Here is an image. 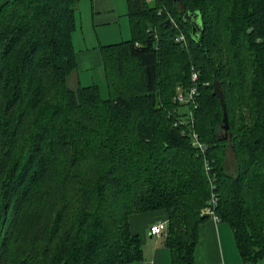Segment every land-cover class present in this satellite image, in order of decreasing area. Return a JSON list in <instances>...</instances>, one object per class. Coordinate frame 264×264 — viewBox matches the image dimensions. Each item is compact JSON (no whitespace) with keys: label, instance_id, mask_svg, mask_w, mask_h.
Instances as JSON below:
<instances>
[{"label":"trees","instance_id":"obj_1","mask_svg":"<svg viewBox=\"0 0 264 264\" xmlns=\"http://www.w3.org/2000/svg\"><path fill=\"white\" fill-rule=\"evenodd\" d=\"M79 1L0 0V264L139 260L128 217L152 210L167 213L171 264H193L211 187L191 127L208 146L219 220L244 263L264 264V0H127L130 38L100 47L106 97L66 83ZM186 11L199 12L196 34ZM192 69L189 124L173 97Z\"/></svg>","mask_w":264,"mask_h":264},{"label":"crops","instance_id":"obj_2","mask_svg":"<svg viewBox=\"0 0 264 264\" xmlns=\"http://www.w3.org/2000/svg\"><path fill=\"white\" fill-rule=\"evenodd\" d=\"M87 1L89 3V6L85 5L87 19L82 21V14L79 13L76 27L72 32L76 68L71 71L70 78L77 81L78 86L99 85L102 79H105L100 47L127 40L130 37L128 35H131L127 0L126 8L116 0ZM167 219L165 210L130 214L129 230L139 237L142 256L139 260L122 264H171L170 250L165 245L164 234L156 236L149 232L150 225ZM233 239L231 227L227 222L208 217L199 226L193 264L235 262L229 260L236 253Z\"/></svg>","mask_w":264,"mask_h":264},{"label":"built area","instance_id":"obj_3","mask_svg":"<svg viewBox=\"0 0 264 264\" xmlns=\"http://www.w3.org/2000/svg\"><path fill=\"white\" fill-rule=\"evenodd\" d=\"M172 23L175 24L173 22V20L171 19ZM175 40L180 42L183 45H186V37L185 35L180 32L175 36ZM198 71L193 70L191 72V85L186 89V90H179L176 92V94L173 97V101L179 103V104H185V105H190L193 104L194 106H196L195 104V99L198 96V89H197V80H198ZM192 111L188 109L187 113H186V118L188 119V123L190 124L193 120V116H192ZM181 123L182 121L179 120ZM177 121V122H179ZM176 122V124H177ZM191 126V125H190ZM189 135H191V143L192 145L203 155V165H204V169L206 174L209 176V182H210V187H211V194H210V198L207 202V205L202 209L201 213L202 214H206L209 217L213 218L214 220L218 221L219 218L215 212V208L218 204V196L217 193L214 190V174L211 170V165H210V161L208 160V158L206 157V153L208 150V146L206 143L202 142L199 139V136L197 135V133L192 129V127L189 129ZM166 226H167V221H158L157 223L153 224L150 226L149 228V232L151 235H156V236H160L165 234L166 231Z\"/></svg>","mask_w":264,"mask_h":264},{"label":"rangeland","instance_id":"obj_4","mask_svg":"<svg viewBox=\"0 0 264 264\" xmlns=\"http://www.w3.org/2000/svg\"><path fill=\"white\" fill-rule=\"evenodd\" d=\"M116 1L120 2V4L123 5L124 7L126 6L125 0H116ZM147 2L149 3V5H153L154 4V0H147ZM85 5L89 6V3H88L87 0H80L77 3V5L75 7L76 22L78 21L79 13L82 14V21H85L87 19V15H86L87 9H86ZM83 19H85V20H83ZM128 36H130V34ZM70 74H71V72L67 76L66 83H67V86L70 89H75L78 86V82L75 81V80H72L70 78L71 77ZM99 88H100L101 96L102 97H106L107 96V89H106V82H105L104 78L102 79V82L99 83ZM179 90H181V88L177 89V91H179ZM180 110H182V112H187L188 111V106L184 105V106L180 107ZM224 165H225L226 170H228L229 172H233L234 171L235 158H234L233 154L229 150H227V152H226V159L224 161ZM48 216H49L48 210L42 211V212L40 211V212H37V213H33L32 216L29 215V217L32 218V221H31L32 225L36 226V227L42 226L44 218L46 219ZM233 243H234L233 247H235V252L236 253L233 256H231L230 259H229V260L232 259V260L235 261V262L232 261L231 264H246V263H244L242 261L240 255L238 253V250H237V247H236L234 239H233Z\"/></svg>","mask_w":264,"mask_h":264},{"label":"water","instance_id":"obj_5","mask_svg":"<svg viewBox=\"0 0 264 264\" xmlns=\"http://www.w3.org/2000/svg\"><path fill=\"white\" fill-rule=\"evenodd\" d=\"M199 12L193 11L189 12L186 11L183 15V19L191 24V32L193 34H196V32L200 29V21H199ZM165 23L168 25H172V21L170 18H167L165 20ZM213 94L216 95L218 100L220 101L222 111H223V127L225 130L228 128L227 124V111H226V105H225V100H224V93H223V88L222 84L218 79L213 80Z\"/></svg>","mask_w":264,"mask_h":264}]
</instances>
